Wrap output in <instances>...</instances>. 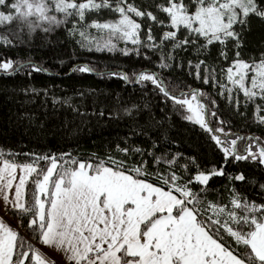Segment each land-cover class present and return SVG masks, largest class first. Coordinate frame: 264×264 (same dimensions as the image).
Returning a JSON list of instances; mask_svg holds the SVG:
<instances>
[{
    "label": "snow or ice",
    "instance_id": "1",
    "mask_svg": "<svg viewBox=\"0 0 264 264\" xmlns=\"http://www.w3.org/2000/svg\"><path fill=\"white\" fill-rule=\"evenodd\" d=\"M104 10L115 19H89ZM252 15L264 19V0H0V49L29 45L37 31L63 27L89 52L134 55L152 64L131 76L119 67L91 66L97 62L69 69L141 86L140 103L108 113L132 121L124 146L86 159L25 153L22 162L20 154L0 149V201L17 216L15 227L0 218V264H264V182L227 171L240 161L264 168V138L232 131L237 116L246 118L240 109L253 105L264 126V53L245 60L240 51ZM214 44L220 45L215 58ZM193 53L195 61L185 59ZM177 70L218 89L232 114L223 117L212 94L172 78ZM48 71L30 58L0 54V74L30 78ZM149 97L164 105L159 120ZM144 112L148 119L141 124ZM177 115L199 127L220 154L219 165L202 166L196 156L173 152L167 136L151 134L154 127L166 131ZM19 118L33 119L27 113ZM135 137H143L145 147L130 144ZM225 176V202L207 199L210 180ZM249 184L259 187L246 195ZM44 248L62 254V261Z\"/></svg>",
    "mask_w": 264,
    "mask_h": 264
},
{
    "label": "trees",
    "instance_id": "2",
    "mask_svg": "<svg viewBox=\"0 0 264 264\" xmlns=\"http://www.w3.org/2000/svg\"><path fill=\"white\" fill-rule=\"evenodd\" d=\"M129 2L139 5L142 0H129ZM89 19L111 20L115 19V16L104 10L99 14L94 12ZM89 31L95 32L94 29ZM30 39L29 45L8 50L0 49V54L11 56L14 60L30 58L49 71L33 72L30 78L25 75L0 74V149L20 154L16 159L22 162L25 153L70 152L73 156L86 159L93 153L98 156L105 155L110 148L114 149L117 143L124 146L123 138L129 135L132 121L122 112L119 116L111 118L108 113L118 112L123 106L132 102L140 103L141 86L130 84L117 77L107 75L100 77L78 71L70 72L69 69L76 64L97 62L92 63L91 66L97 69L108 66L113 71L119 67L131 76L135 69L141 67L152 69V64L134 55L125 57L118 52H89L76 44L79 36H70L63 27L48 34L37 31ZM128 46L131 47V44ZM118 47H124V43L120 42ZM219 48V44L210 46L211 57H216ZM240 51L241 57L245 60L258 59L261 53H264V19L255 15L249 17ZM150 55L155 61L156 56ZM197 58L193 53L185 59L195 61ZM59 61H64V64L60 65ZM221 66H224L223 63ZM170 75L174 79L179 78L193 87H199L205 93L212 94L223 117L232 114L225 99L216 95L218 89H213L211 85H204L200 81L193 82L191 77H187L179 70ZM25 88L29 91L25 92ZM33 88L36 89L35 92L31 91ZM45 89L47 92L44 91ZM66 97L70 98L68 104L63 102ZM54 98H57L55 102ZM149 98L155 118L159 120L160 109L164 105L155 98ZM240 98L243 99L242 94ZM253 108L254 105L240 109L241 112H246V118L241 119L237 116L232 131L242 136L254 135L264 138V126L259 125L255 120ZM101 111L104 113L103 118L99 116ZM22 113L31 115L33 119L29 121L19 118ZM147 119L148 113L144 112L140 115L139 122L144 124ZM65 124L67 126L62 127ZM165 129L166 131L158 130L154 127L151 134L155 135L159 131L162 137L167 136L168 146L173 152L179 151L186 156H196L202 166L220 164V154L213 151L198 126L183 121L177 115L165 125ZM171 140H175L176 143L171 144ZM129 143L141 148L145 147L143 137L130 138ZM227 171H243L246 175L254 176L258 181L264 182V168L257 167L251 161H240L238 166L229 164ZM226 186H228L226 176L213 177L208 186L207 199L225 202L228 196ZM235 186L238 189L243 188L240 182H235ZM258 187L259 184H249L243 190L247 195L254 193ZM6 213L17 222V216L10 208Z\"/></svg>",
    "mask_w": 264,
    "mask_h": 264
},
{
    "label": "crops",
    "instance_id": "3",
    "mask_svg": "<svg viewBox=\"0 0 264 264\" xmlns=\"http://www.w3.org/2000/svg\"><path fill=\"white\" fill-rule=\"evenodd\" d=\"M0 218L4 219L5 222L9 223L11 226H16L17 222L12 219L5 211L3 202L0 201ZM50 258L55 259L57 262L62 261V254L48 248L42 249Z\"/></svg>",
    "mask_w": 264,
    "mask_h": 264
},
{
    "label": "rangeland",
    "instance_id": "4",
    "mask_svg": "<svg viewBox=\"0 0 264 264\" xmlns=\"http://www.w3.org/2000/svg\"><path fill=\"white\" fill-rule=\"evenodd\" d=\"M112 20V19H111Z\"/></svg>",
    "mask_w": 264,
    "mask_h": 264
},
{
    "label": "water",
    "instance_id": "5",
    "mask_svg": "<svg viewBox=\"0 0 264 264\" xmlns=\"http://www.w3.org/2000/svg\"><path fill=\"white\" fill-rule=\"evenodd\" d=\"M248 136V135H247Z\"/></svg>",
    "mask_w": 264,
    "mask_h": 264
}]
</instances>
